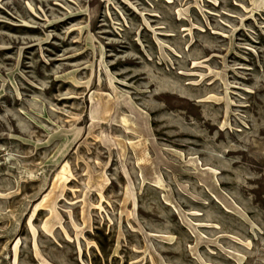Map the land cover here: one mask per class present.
Returning a JSON list of instances; mask_svg holds the SVG:
<instances>
[{"label": "rangeland", "instance_id": "obj_1", "mask_svg": "<svg viewBox=\"0 0 264 264\" xmlns=\"http://www.w3.org/2000/svg\"><path fill=\"white\" fill-rule=\"evenodd\" d=\"M0 264H264V0H0Z\"/></svg>", "mask_w": 264, "mask_h": 264}]
</instances>
